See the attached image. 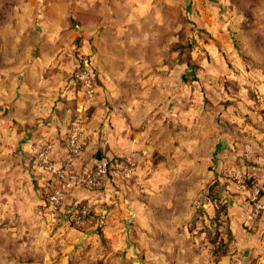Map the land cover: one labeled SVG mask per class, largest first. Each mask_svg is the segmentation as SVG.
<instances>
[{"label":"rangeland","instance_id":"obj_1","mask_svg":"<svg viewBox=\"0 0 264 264\" xmlns=\"http://www.w3.org/2000/svg\"><path fill=\"white\" fill-rule=\"evenodd\" d=\"M2 11L0 169L7 156L16 176L26 174L14 187L0 185V264L60 262L50 252L41 256L44 250L71 251L68 264H234L233 254L217 263L213 248L226 239L234 190H248L242 202L251 204V181H264L252 178L264 170V0H0ZM80 59L89 60L97 85L94 60H105L119 85L139 92L130 100L141 104L138 121L113 155L134 159L135 173L97 190L72 188L59 212L35 205L46 233L28 242L15 224L22 216L15 187L28 176L21 140L53 125L61 110L63 123L49 126L57 135L36 136L32 152L45 140L60 146ZM29 60H37L30 71ZM232 173L245 174V182ZM82 206L94 214L86 222L98 220L85 234L69 225L79 227ZM7 236L16 239L5 251Z\"/></svg>","mask_w":264,"mask_h":264},{"label":"crops","instance_id":"obj_2","mask_svg":"<svg viewBox=\"0 0 264 264\" xmlns=\"http://www.w3.org/2000/svg\"><path fill=\"white\" fill-rule=\"evenodd\" d=\"M54 7L57 6L55 5ZM31 61L29 60L26 65V67L28 66L27 68L28 71H30V69H33L32 67L37 64V60L32 61L33 63ZM78 61L79 60H75V62ZM30 62L32 64H30ZM94 63L95 66L98 67L97 70L100 73L99 74L100 81L98 82L96 88L97 91L95 94V98L91 100V103L87 109L90 114L89 119H91L89 127L93 129H91L92 131L87 134L88 137L86 139L87 144L85 143L86 145L80 159V166L83 168L91 164L93 160H98L96 157L95 158L91 157V154L93 153L94 149L95 150L98 149L101 151L99 154L100 156H103L101 158H104V156L112 157L115 153L114 151L116 150L121 151L122 150L121 146L116 147L117 143L123 141L124 139H125L124 142L127 143L126 139L129 138L127 134L131 129L130 126L133 129V122L138 121V114H137L138 111L136 110L138 108H135L137 104L132 107L130 100L131 98H135L134 93L138 94L139 92L138 91L135 92L133 90L134 86L131 84L128 85L126 83H122L121 85H119L120 80H118L116 76L115 78H113L114 76L111 73V66L110 65L108 66L109 63L107 61L104 60L103 63H101V61L99 60H94ZM7 72H9V70H7ZM40 86H43V81L39 82L38 87ZM137 97H139V94L137 95ZM107 102H110L112 104L111 108L113 109H109L107 107L106 110L104 109V105ZM133 102L134 101H132V103ZM138 106H139L138 110H140L141 104H139ZM60 109H62V106L59 108V110ZM98 111L104 114L102 118L97 117ZM56 113L58 115H56L54 119L52 118V122L55 121V123L53 122V125L51 123H48L52 126V128L55 127L56 125H61L64 121L62 118V115L64 116V114L61 112V110ZM132 113L133 116H131ZM107 115H109L110 118H108ZM126 117L128 118V121L126 120ZM98 121L100 122L98 123ZM50 125H47V127L45 126L44 129L41 126H38V129H36L37 132L30 133L24 136L21 140V149L23 152L21 151V153H19L20 154L19 161L22 164V168L26 163L28 176L25 177L26 179L23 177L24 178L23 180H25L23 186L21 184H18L15 187L16 193H20V194L15 195L14 200L18 201L17 204L19 205L22 214L21 219H19V221L17 220L15 224L19 223L18 230L19 229L21 230L22 228L24 229L22 232L23 235H24V231H27V234L24 235V237H26V241L28 242L35 240L33 239L34 234L37 236V239H43L44 237H42L41 232L46 233L45 225L43 226V224H41L40 222L41 218L39 219L36 216L37 214H35V210H36L35 205L39 207L43 206V202L36 197L37 195L36 193L39 192L37 186L41 183L40 178L42 179V176L40 174L38 175L37 171L33 170L34 153L32 152L33 151L32 144H35V142L38 141L36 139L37 137L40 138V135L48 136V137H51L52 135H57L56 133L49 131L52 130V128H50L51 127ZM99 138L100 141L98 142ZM130 143L131 142L129 140L128 145ZM61 145L62 144L58 146V144H56L54 146L53 155L55 157V160L57 161H61L65 156V150ZM1 168L3 169H0V185L6 186L7 189L8 187L11 186L14 187L16 185L14 184V182L15 183L17 182L18 178L17 179L15 178L18 175L22 174L23 176L26 174V170L23 168L21 169L20 174L16 176V173H18L19 170H16V168L13 167V159L12 158L9 159L7 156L5 159V165L2 166ZM254 175L257 176V178H254L253 177ZM260 177H264V170L262 169L254 170V173L252 174V178L260 179ZM248 195H249L248 190L239 191L235 189L233 196L234 200L233 202L229 203L230 213H229V218L227 220L228 221L227 227L229 233L231 234L230 246L233 247V248L231 247L232 249L231 253L234 256L233 257L234 264H264V213L261 214V216L257 220L255 227H253L252 229L247 227V225L246 226L244 225L245 219H247L246 216H248L251 210V204L249 201L243 203L242 200H244L243 198L245 196L248 197ZM260 200L264 202V193L261 194ZM43 208L45 207L43 206ZM241 208L243 209V211ZM242 216H244V220L241 219L243 218ZM42 220L44 221L43 218ZM10 222H13V219ZM15 224H13L12 227H14ZM28 225L29 227H32L30 231H29V227L26 228V226ZM79 233L85 234V232L83 233L79 232ZM20 237L22 238V236ZM63 251L65 250L62 251L44 250L40 252L41 253L40 255L41 256L46 255L48 252H50L52 257L61 256L60 262H54L51 264H68L67 257H70L72 252L70 251V255L67 256L66 254H63L64 253ZM228 259H229L228 257L223 258L221 261L225 262V260ZM36 264H47V262L37 261Z\"/></svg>","mask_w":264,"mask_h":264},{"label":"built area","instance_id":"obj_3","mask_svg":"<svg viewBox=\"0 0 264 264\" xmlns=\"http://www.w3.org/2000/svg\"><path fill=\"white\" fill-rule=\"evenodd\" d=\"M73 75V86L78 87L77 93L79 100L76 106L78 115L85 114L83 118L76 116L71 124L69 131L63 138V148L65 156L61 161L55 160L54 143L45 140L36 145L34 150V167L39 174L46 177V200L43 206L49 212H59L63 209V204L67 194L72 188L83 190H97L104 187L108 180H128L136 169L134 159L127 157H117L116 159L93 160L86 167L80 166V158L85 145L86 132L85 122L87 121V103L95 97L97 73L90 65L83 64ZM245 174L232 173L231 177L237 183L245 182ZM49 181V182H48ZM264 192V181H251V210L247 216V225L255 227L258 218L264 213V202L260 200ZM90 206H82L79 214L74 221L78 226L86 223V218L90 214Z\"/></svg>","mask_w":264,"mask_h":264},{"label":"trees","instance_id":"obj_4","mask_svg":"<svg viewBox=\"0 0 264 264\" xmlns=\"http://www.w3.org/2000/svg\"><path fill=\"white\" fill-rule=\"evenodd\" d=\"M8 15V13L7 14H5V17H6V19H7V21H10V19H8V18H11V16L9 15V17L7 16ZM0 16H3V11L0 13ZM5 19V20H6ZM6 21V22H7ZM86 64L87 65H90V63H89V60L87 59L86 60ZM84 67V65H83V63H82V60L80 59L79 61H78V67H77V69L75 70V71H77L79 68H83ZM96 84H97V80H96ZM75 87V86H74ZM77 90H78V87H75V93L77 92ZM78 100H79V97H78V95H77V93H76V99H75V106H74V110H72L71 111V116H70V120H69V123L71 124V122H72V120L74 119V117L78 114L77 112H76V106H77V102H78ZM86 114H87V121H88V117L90 116V114H89V112H88V110H86V112H85ZM59 117V116H58ZM68 128H70L69 126H68ZM60 144H62L61 146H63V144H64V141H63V139L61 138V141H60ZM34 157H35V155H34ZM111 158H113V159H116L117 157H110V158H108V157H104V158H100V157H98L97 159H107V160H109V159H111ZM118 159V158H117ZM33 170L34 171H37L36 169H35V167H33ZM49 182V181H48ZM48 187L46 186V184L44 183V182H42V183H40L38 186H37V189H39V199L42 201V202H45V200H46V189H47ZM264 193V192H263ZM213 199V197H211V199L210 200H212ZM218 202V201H217ZM218 203H220V201L218 202ZM91 215V218L92 217H94L93 215L94 214H90ZM90 220V219H89ZM97 221L98 220H92V221H87L83 226H79V227H77V226H74L73 224V222H70V227H73V228H75V230H78L79 232H81V233H83V232H85L86 230H88L89 229V227H92L94 224H96L97 223ZM227 226H228V221H227ZM14 239H16V238H14ZM11 240V238H9V236H7V237H5V238H3L2 239V241L4 242V244H2L1 246L3 247V248H5V251L6 250H9L8 248H11V245H13L14 244V242H15V240ZM231 234L229 233V230H228V227H226V239L224 240V238H219V240L217 241V247H214L213 249H214V251H213V258L215 259V261H217V263L220 261V260H222L223 258H225V257H230L231 255H232V253L230 252V250H229V245L231 244ZM15 245V244H14ZM229 250V251H228ZM13 251V250H12Z\"/></svg>","mask_w":264,"mask_h":264}]
</instances>
